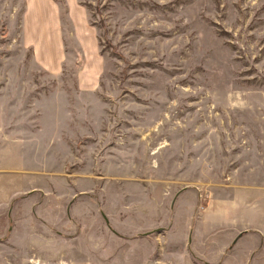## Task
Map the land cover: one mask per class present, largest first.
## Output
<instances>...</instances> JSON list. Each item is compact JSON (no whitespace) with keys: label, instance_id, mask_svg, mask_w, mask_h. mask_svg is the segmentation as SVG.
<instances>
[{"label":"rangeland","instance_id":"obj_1","mask_svg":"<svg viewBox=\"0 0 264 264\" xmlns=\"http://www.w3.org/2000/svg\"><path fill=\"white\" fill-rule=\"evenodd\" d=\"M81 2L99 67L69 40L52 74L24 43V0H0V150L16 151L0 166L32 167L11 172L31 250L5 240L0 264H251L241 243L210 259L189 245L202 213L242 222L264 191V0Z\"/></svg>","mask_w":264,"mask_h":264},{"label":"crops","instance_id":"obj_2","mask_svg":"<svg viewBox=\"0 0 264 264\" xmlns=\"http://www.w3.org/2000/svg\"><path fill=\"white\" fill-rule=\"evenodd\" d=\"M24 5L22 16L24 43L27 47L35 50L36 59L49 72L60 74V66L64 64L69 55L68 49L71 47V41L84 58L94 57L97 62L96 65L99 67L98 34L89 22L88 10L81 0H24ZM99 76L100 74L96 70L89 72V74L80 73V86L82 89L95 87ZM5 149L8 150L6 155L13 152L12 146ZM5 149L0 150L1 155L4 154ZM13 153L16 155V151ZM10 160L13 159L10 158ZM17 160L8 161L11 166H0V245L9 241L13 243L12 246L16 247L18 243L26 241L25 249L29 251L31 250V238L19 239L15 233L13 221L17 214L12 207V201L24 192L26 183L17 178L19 174L11 172L32 167H28L29 164L26 165L27 162L24 160L22 163L26 167L22 163L18 165ZM7 173L13 174V176L3 175ZM248 197L250 207L248 212H243L244 218L242 220L248 225L247 230H243L237 236L232 235L229 241L231 243H226L224 240L226 235L234 233L235 228L240 226L242 222L236 221L234 223L233 220H226V218L234 215L235 211L229 204L226 206L217 204V208L202 213L191 224L190 252L202 258L217 257L241 243L240 248L242 249L237 256L241 254L245 257L249 256L251 264L262 263L264 259V191L251 192ZM4 226L8 231H4ZM200 226L207 231L203 233ZM245 232L247 233L244 234ZM208 238H212L215 244V251L210 254L205 253L202 249Z\"/></svg>","mask_w":264,"mask_h":264}]
</instances>
